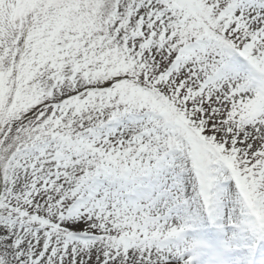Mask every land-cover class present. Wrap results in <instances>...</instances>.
I'll list each match as a JSON object with an SVG mask.
<instances>
[{
	"label": "snow or ice",
	"instance_id": "obj_1",
	"mask_svg": "<svg viewBox=\"0 0 264 264\" xmlns=\"http://www.w3.org/2000/svg\"><path fill=\"white\" fill-rule=\"evenodd\" d=\"M0 264H264V0H0Z\"/></svg>",
	"mask_w": 264,
	"mask_h": 264
}]
</instances>
